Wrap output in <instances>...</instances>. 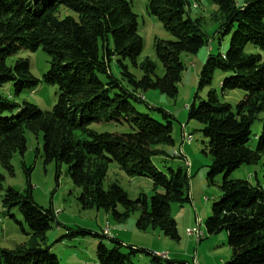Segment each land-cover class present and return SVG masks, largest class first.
Returning a JSON list of instances; mask_svg holds the SVG:
<instances>
[{
  "label": "trees",
  "instance_id": "obj_1",
  "mask_svg": "<svg viewBox=\"0 0 264 264\" xmlns=\"http://www.w3.org/2000/svg\"><path fill=\"white\" fill-rule=\"evenodd\" d=\"M187 3L147 0V14L158 19L173 38L154 40V55L162 69L158 75L156 62L145 59L137 64L142 39L128 0H0V165L10 168L12 155L25 151V130L41 134L43 163L67 167L72 184L79 189L77 202L83 210L101 209L119 219L116 207L123 204L127 213L139 212L137 229H158L178 242L170 205L190 204V197L187 171L164 163L167 159L184 163L186 159L181 153L174 156L165 150L174 144L173 117L148 105L149 113H142L134 104L144 102L141 94L147 90L173 98L185 70L181 55H195L209 46L198 89L209 87L215 72H221L226 74L222 93L240 90L243 97L232 107L210 89L205 99L198 100L196 95L188 108L189 119L203 124L204 153L211 157L208 181L224 174L219 200L204 221L205 232L209 236L226 233L230 258L224 264H264V191L247 181L228 179L239 166L256 165L264 156V0H243L241 4L215 0L216 26L211 36L202 31L200 19L187 16ZM61 9L73 15L61 17ZM38 48L49 58V68L40 79L31 75L28 59L18 58L12 67L6 65L19 51ZM128 64L142 73L140 78L129 71ZM39 84L57 90L50 111L16 103L13 96L4 94L7 86L18 96ZM261 114L263 128L256 148L251 149V128ZM98 123L126 130L97 133L90 129ZM110 163L127 177L150 179L152 196L128 202L116 183L104 190ZM3 182L0 174L1 205L18 208L30 240L11 250L0 249V264H58L50 247L44 245L45 234L55 223L54 213L36 205L29 189H3ZM111 241L112 248L101 241L97 244L99 264H133L132 258L138 255L148 258V264L171 263L156 253ZM121 248L128 251L123 253Z\"/></svg>",
  "mask_w": 264,
  "mask_h": 264
},
{
  "label": "rangeland",
  "instance_id": "obj_2",
  "mask_svg": "<svg viewBox=\"0 0 264 264\" xmlns=\"http://www.w3.org/2000/svg\"><path fill=\"white\" fill-rule=\"evenodd\" d=\"M132 11L137 15V33L142 39L141 54L137 64L145 59L157 63L154 55V40H172L162 24L147 14V0H128ZM241 4L243 0H234ZM217 11L215 0H188L186 14L191 19L201 20L202 31L211 36L216 23L213 16ZM60 16L73 15L72 12L61 9ZM214 47V43L211 44ZM209 46L202 47L195 55H181V61L185 67L181 81L178 83L177 94L169 98L158 90L142 92L144 102L135 103L139 112L149 113L146 105L153 109H160L173 117L172 138L173 146L165 150L170 155L175 152L182 153L189 166L179 159H167L165 166L174 169L180 167L187 171L189 176L190 204L183 206L170 205V216L176 222L179 241L175 242L165 237L158 229L148 228L145 231L137 229L136 223L139 212H128L123 204L116 207L119 219L112 213L95 208L83 210L77 197L79 189L75 187L68 175L64 164L55 163L45 165L43 163V140L41 134H35L30 130L24 131L26 148L22 154L15 153L10 159V168L0 165V174L4 177L3 189L12 187L18 192L29 189L36 205L43 209H49L54 213L55 223L45 234L44 245L50 247V253L54 255L58 264H99L96 260V247L101 241L107 248H112L116 240L119 244L128 247H137L156 254L168 253L170 264H224L230 258V250L226 244V233L207 235L204 221L209 216L211 206L219 200V186L224 174L218 175L210 183L207 179L211 157L204 153L206 140L200 130L203 124L189 119L188 108L195 101L206 98L207 92L212 89L220 100L235 107L243 97L240 90L221 91V82L226 74L215 72L209 87L198 89L199 74L204 65ZM18 58L28 59L31 75L40 79L47 72L49 58L38 48L35 52L21 50L15 56L6 60V65L12 67ZM157 74L162 75V69L158 65ZM129 71L137 78L142 73L128 64ZM113 73L118 75V69L113 68ZM4 94L13 96L16 103L27 102L37 106L41 111H50L57 101V90L53 86L39 84L33 91H23L18 96L14 95L12 86L5 87ZM196 100V101H198ZM154 118L155 114H151ZM261 114L251 128L249 147L255 149L258 144L263 123ZM90 129L97 133L123 132L124 127L115 124H92ZM184 135H191L193 141L187 144L183 142ZM158 167V160H154ZM230 180L247 181L253 186H260L264 191V156L256 165H241L228 174ZM119 185L126 197V201H134L140 196L151 197L154 187L150 179L145 177H127L114 163L107 166L106 176L103 180V189L108 185ZM3 193H1L2 195ZM204 234V239L197 242L196 238L188 237L187 230L198 229ZM78 230L89 232V235L79 236L71 234ZM30 240V233L26 222L17 207L5 209L0 202V249H14L26 244ZM128 250L121 248V252ZM167 251V252H165ZM133 264H148V258L138 255L132 258Z\"/></svg>",
  "mask_w": 264,
  "mask_h": 264
},
{
  "label": "built area",
  "instance_id": "obj_3",
  "mask_svg": "<svg viewBox=\"0 0 264 264\" xmlns=\"http://www.w3.org/2000/svg\"><path fill=\"white\" fill-rule=\"evenodd\" d=\"M186 142L187 144L191 143L193 141V138L191 135H184L183 136V142ZM179 156V153L178 155ZM184 164H186L187 166H189L187 160L185 159L184 160ZM186 234L188 237H192V238H196L197 242H200L202 241L201 238H199V235H198V232H197V229H190V230H187L186 231ZM159 255V254H158ZM160 256H162V258L166 259L168 258V254L167 253H163L161 254Z\"/></svg>",
  "mask_w": 264,
  "mask_h": 264
},
{
  "label": "bare ground",
  "instance_id": "obj_4",
  "mask_svg": "<svg viewBox=\"0 0 264 264\" xmlns=\"http://www.w3.org/2000/svg\"><path fill=\"white\" fill-rule=\"evenodd\" d=\"M177 155H178V152L174 153V156H177ZM197 232H198L199 238H201V240H203L204 234L202 232H200L199 228L197 229ZM160 257L162 258V256H160Z\"/></svg>",
  "mask_w": 264,
  "mask_h": 264
},
{
  "label": "crops",
  "instance_id": "obj_5",
  "mask_svg": "<svg viewBox=\"0 0 264 264\" xmlns=\"http://www.w3.org/2000/svg\"><path fill=\"white\" fill-rule=\"evenodd\" d=\"M182 154V153H181ZM183 155V154H182ZM184 156V155H183ZM185 157V156H184ZM165 252H167V251H165ZM168 254V253H167Z\"/></svg>",
  "mask_w": 264,
  "mask_h": 264
}]
</instances>
